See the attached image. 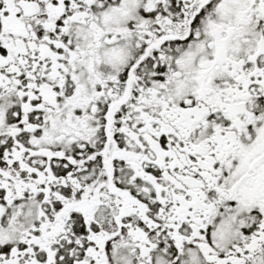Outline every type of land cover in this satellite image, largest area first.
Instances as JSON below:
<instances>
[{"label": "snow or ice", "instance_id": "6c2138e0", "mask_svg": "<svg viewBox=\"0 0 264 264\" xmlns=\"http://www.w3.org/2000/svg\"><path fill=\"white\" fill-rule=\"evenodd\" d=\"M0 264H264V0H0Z\"/></svg>", "mask_w": 264, "mask_h": 264}]
</instances>
